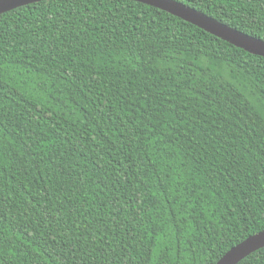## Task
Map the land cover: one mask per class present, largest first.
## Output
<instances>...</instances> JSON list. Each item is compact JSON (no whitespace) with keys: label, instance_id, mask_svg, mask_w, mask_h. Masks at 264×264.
I'll return each instance as SVG.
<instances>
[{"label":"trees","instance_id":"16d2710c","mask_svg":"<svg viewBox=\"0 0 264 264\" xmlns=\"http://www.w3.org/2000/svg\"><path fill=\"white\" fill-rule=\"evenodd\" d=\"M176 1L264 40V0ZM261 230L264 57L133 0L0 14V264H215Z\"/></svg>","mask_w":264,"mask_h":264},{"label":"water","instance_id":"95a60500","mask_svg":"<svg viewBox=\"0 0 264 264\" xmlns=\"http://www.w3.org/2000/svg\"><path fill=\"white\" fill-rule=\"evenodd\" d=\"M43 0H0V14L26 4ZM168 12L198 28L251 54L264 57V40L228 26L176 0H133ZM264 246V230L256 232L227 250L215 264H237Z\"/></svg>","mask_w":264,"mask_h":264}]
</instances>
